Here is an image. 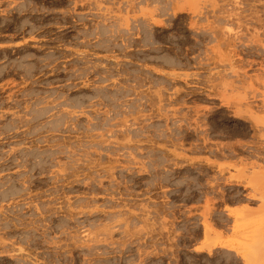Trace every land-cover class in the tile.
Returning a JSON list of instances; mask_svg holds the SVG:
<instances>
[{
	"label": "rangeland",
	"instance_id": "obj_1",
	"mask_svg": "<svg viewBox=\"0 0 264 264\" xmlns=\"http://www.w3.org/2000/svg\"><path fill=\"white\" fill-rule=\"evenodd\" d=\"M0 264H264V0H0Z\"/></svg>",
	"mask_w": 264,
	"mask_h": 264
}]
</instances>
